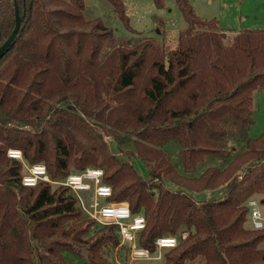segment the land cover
Listing matches in <instances>:
<instances>
[{
    "label": "trees",
    "instance_id": "trees-1",
    "mask_svg": "<svg viewBox=\"0 0 264 264\" xmlns=\"http://www.w3.org/2000/svg\"><path fill=\"white\" fill-rule=\"evenodd\" d=\"M109 1L131 28L124 1ZM177 3L188 26L166 61L154 39L122 40L86 18L85 0H0L1 44L16 8L21 16L0 53V264H70L66 251L116 264L110 256L121 243L114 224L86 238L94 219L70 222L85 212L68 186L23 185L24 164L10 147L43 162L55 181L103 168L107 200L146 218L140 245L157 252V237H179L160 264H264V227L247 225L248 200L264 193V131L250 135L254 92L264 89V27L228 43L217 19L200 17L190 0ZM207 189L220 193L194 195Z\"/></svg>",
    "mask_w": 264,
    "mask_h": 264
},
{
    "label": "rangeland",
    "instance_id": "rangeland-1",
    "mask_svg": "<svg viewBox=\"0 0 264 264\" xmlns=\"http://www.w3.org/2000/svg\"><path fill=\"white\" fill-rule=\"evenodd\" d=\"M127 15L129 16L131 28H129L123 18L114 11L113 5L109 0H85L84 15L86 18H100L113 29L114 36L119 39L138 40L141 37H149L156 42L163 44L165 48V60L168 61V52L176 48L179 44L181 31L185 30L188 22L180 9L177 0H164V6L158 7L154 0H123ZM195 12L204 19L215 18L218 20L220 29L228 34L227 42L230 43L234 35V29L242 26L249 28H263L264 21V0H190ZM248 16V23L242 20ZM222 30V31H223ZM254 117L255 122L251 126L250 135L259 136L264 131V89L254 92ZM106 137H108L105 134ZM240 146V145H238ZM171 154L174 162H179V144L170 142L165 147ZM135 165L142 175H147V167L141 160H136ZM219 189H207L194 192L197 198L206 199L218 196ZM82 194L90 201L91 193L82 191ZM259 207L264 213V193L258 194ZM76 217L70 220L79 223L86 219ZM72 223H67L69 225ZM251 223H247L249 226ZM73 225V224H72ZM103 225L92 223L85 234L86 238L94 236ZM124 244L121 239L120 245ZM115 249L110 258L116 264H160L165 249L161 253L151 252L146 258H132L127 249L121 246ZM259 247L264 249V240ZM119 248V249H118ZM65 258L70 264H88L86 258L74 252L66 251Z\"/></svg>",
    "mask_w": 264,
    "mask_h": 264
},
{
    "label": "built area",
    "instance_id": "built-area-1",
    "mask_svg": "<svg viewBox=\"0 0 264 264\" xmlns=\"http://www.w3.org/2000/svg\"><path fill=\"white\" fill-rule=\"evenodd\" d=\"M9 157L19 159L23 162L25 170L21 179L23 185L35 186L40 181L61 183L68 186L79 199L85 216L94 219L100 225L114 224L124 243L130 247L132 258H146L151 250L138 242V232L146 225V218L143 214L133 215L127 201L107 200L113 194V188L103 179V168L88 166L81 171H72L62 181L51 179L46 165L43 162L28 163L25 161L23 151L19 148L10 147L7 150ZM82 191L91 193L90 201L82 194ZM250 207V223L253 228L264 227V213L259 207L256 196L248 200ZM182 237L188 235L187 231L181 233ZM179 241L177 235H163L155 240L158 251L175 247Z\"/></svg>",
    "mask_w": 264,
    "mask_h": 264
},
{
    "label": "water",
    "instance_id": "water-1",
    "mask_svg": "<svg viewBox=\"0 0 264 264\" xmlns=\"http://www.w3.org/2000/svg\"><path fill=\"white\" fill-rule=\"evenodd\" d=\"M20 24H21V16L19 14V10L16 8V22H15V27L11 33V35L8 37V39L3 43L1 44L0 43V53L11 43V41L14 39V37L16 36L18 30H19V27H20Z\"/></svg>",
    "mask_w": 264,
    "mask_h": 264
},
{
    "label": "crops",
    "instance_id": "crops-1",
    "mask_svg": "<svg viewBox=\"0 0 264 264\" xmlns=\"http://www.w3.org/2000/svg\"><path fill=\"white\" fill-rule=\"evenodd\" d=\"M262 16V20L264 21V14H262L261 15ZM241 19L243 20H246V22L248 23V16H244V18H242L241 17ZM243 25H245V24H242V26H240V27H238L237 29H234V32L233 33H236V32H238V31H240L241 29H245V28H249L250 26L248 25V26H243ZM224 29V28H223ZM222 29V30H223ZM224 31V30H223ZM225 32V31H224Z\"/></svg>",
    "mask_w": 264,
    "mask_h": 264
}]
</instances>
